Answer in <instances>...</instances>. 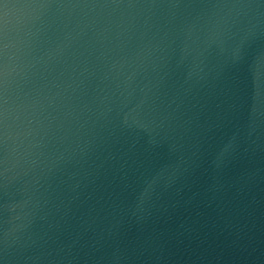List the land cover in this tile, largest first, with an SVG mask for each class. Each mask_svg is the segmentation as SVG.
<instances>
[{"label": "water", "instance_id": "obj_1", "mask_svg": "<svg viewBox=\"0 0 264 264\" xmlns=\"http://www.w3.org/2000/svg\"><path fill=\"white\" fill-rule=\"evenodd\" d=\"M264 188V0H0V264H204Z\"/></svg>", "mask_w": 264, "mask_h": 264}]
</instances>
